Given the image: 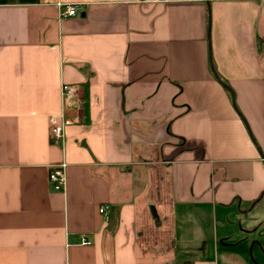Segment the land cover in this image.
I'll return each instance as SVG.
<instances>
[{
	"label": "crops",
	"instance_id": "1",
	"mask_svg": "<svg viewBox=\"0 0 264 264\" xmlns=\"http://www.w3.org/2000/svg\"><path fill=\"white\" fill-rule=\"evenodd\" d=\"M0 264H264V0H0Z\"/></svg>",
	"mask_w": 264,
	"mask_h": 264
},
{
	"label": "built area",
	"instance_id": "2",
	"mask_svg": "<svg viewBox=\"0 0 264 264\" xmlns=\"http://www.w3.org/2000/svg\"><path fill=\"white\" fill-rule=\"evenodd\" d=\"M57 5L61 8V20L75 16L79 10V6L76 4L63 5L59 2ZM60 92L62 97V111L60 114H53L49 117L51 142L56 146H60L64 143L66 139V129L69 126L79 124L83 121L81 114L83 106L81 103L80 86L78 84H63ZM69 111L73 114H69ZM66 167L67 164L63 161L60 165L55 166L49 174L52 187L57 192H62L66 186ZM107 209L108 206L100 209V213L103 214L105 218H107ZM81 244L91 245L92 242L86 237H83Z\"/></svg>",
	"mask_w": 264,
	"mask_h": 264
},
{
	"label": "water",
	"instance_id": "3",
	"mask_svg": "<svg viewBox=\"0 0 264 264\" xmlns=\"http://www.w3.org/2000/svg\"><path fill=\"white\" fill-rule=\"evenodd\" d=\"M214 71V70H213ZM214 74H215V76H216V79H218V81L225 87V88H227L229 91H230V93H231V95H232V98H234V91L231 89V88H229L223 81H222V79L220 78V76L217 74V73H215L214 72Z\"/></svg>",
	"mask_w": 264,
	"mask_h": 264
},
{
	"label": "trees",
	"instance_id": "4",
	"mask_svg": "<svg viewBox=\"0 0 264 264\" xmlns=\"http://www.w3.org/2000/svg\"><path fill=\"white\" fill-rule=\"evenodd\" d=\"M258 200H259V198H258V199H256V200H254V202L256 203Z\"/></svg>",
	"mask_w": 264,
	"mask_h": 264
}]
</instances>
